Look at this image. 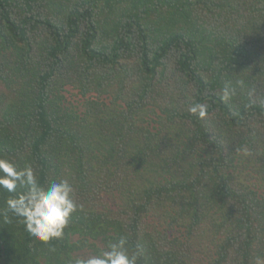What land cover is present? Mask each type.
Returning a JSON list of instances; mask_svg holds the SVG:
<instances>
[{
	"label": "trees",
	"instance_id": "1",
	"mask_svg": "<svg viewBox=\"0 0 264 264\" xmlns=\"http://www.w3.org/2000/svg\"><path fill=\"white\" fill-rule=\"evenodd\" d=\"M0 155L67 179L84 207L54 253L0 218V264H64L122 234L140 264H254L264 0H0Z\"/></svg>",
	"mask_w": 264,
	"mask_h": 264
},
{
	"label": "clouds",
	"instance_id": "2",
	"mask_svg": "<svg viewBox=\"0 0 264 264\" xmlns=\"http://www.w3.org/2000/svg\"><path fill=\"white\" fill-rule=\"evenodd\" d=\"M239 77V76H237ZM245 89V81L237 78L229 80L220 90L223 102L231 101L237 91ZM251 96L252 92L249 91ZM188 112L203 120L208 116L206 103H193ZM244 156L252 153L246 147L240 150ZM0 194H6L0 205V218L4 223L15 220L34 241L47 246L50 252H56L53 241L63 240L74 215L84 211L77 203L73 185L67 179L41 182L39 172L32 163L23 167L9 158L0 155ZM78 247L88 248V240ZM143 246L130 243V237L122 234L117 240L106 241L94 254H68L64 264H140ZM254 264H264V255H256Z\"/></svg>",
	"mask_w": 264,
	"mask_h": 264
},
{
	"label": "rangeland",
	"instance_id": "3",
	"mask_svg": "<svg viewBox=\"0 0 264 264\" xmlns=\"http://www.w3.org/2000/svg\"><path fill=\"white\" fill-rule=\"evenodd\" d=\"M71 92V95H70V97H69V100L70 101H75V99L77 98V92L76 91H73V90H70Z\"/></svg>",
	"mask_w": 264,
	"mask_h": 264
}]
</instances>
